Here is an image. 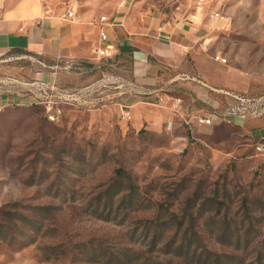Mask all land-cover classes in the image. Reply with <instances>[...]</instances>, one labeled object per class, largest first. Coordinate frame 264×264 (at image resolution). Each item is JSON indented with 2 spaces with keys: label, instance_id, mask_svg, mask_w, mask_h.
Instances as JSON below:
<instances>
[{
  "label": "rangeland",
  "instance_id": "rangeland-1",
  "mask_svg": "<svg viewBox=\"0 0 264 264\" xmlns=\"http://www.w3.org/2000/svg\"><path fill=\"white\" fill-rule=\"evenodd\" d=\"M22 1L92 24L156 17L202 70L225 62L211 89L194 82L203 101L177 80L147 98L154 122L133 124L117 105L133 93L131 51L0 56V99L13 101L0 110V264H264V0ZM187 102L184 119L166 111Z\"/></svg>",
  "mask_w": 264,
  "mask_h": 264
},
{
  "label": "crops",
  "instance_id": "crops-1",
  "mask_svg": "<svg viewBox=\"0 0 264 264\" xmlns=\"http://www.w3.org/2000/svg\"><path fill=\"white\" fill-rule=\"evenodd\" d=\"M62 14L55 16L42 11L27 1L13 2L0 0V56L10 52H25L49 58L54 61L87 58L100 60L110 58L118 52L120 47H129L131 51V81L133 93L125 98L126 104H117L120 109L125 107L133 124L154 122L150 106H157L147 98L160 95L165 87L177 80L183 86H188L193 96L200 101L206 96V89H211L210 71L216 69V58L203 59L208 71L201 68V59L195 52V45L191 41L180 40L175 28L169 23H161L159 18L141 19L135 24L130 23L132 15L127 13H112L106 17L111 26L84 21V14H79L73 21L62 19ZM131 16V17H130ZM100 17V18H101ZM98 28L96 35L94 28ZM107 36L102 41L101 34ZM114 43V44H113ZM108 57H100L96 51L106 46ZM120 52V51H119ZM94 56V57H92ZM189 60V61H188ZM191 63L192 72L183 73L182 64ZM168 65L182 78L175 76L165 80L160 71ZM191 102L178 106L176 103L166 106V111H176L184 119ZM187 107V108H186ZM186 120V119H185ZM255 140L264 139V116L257 120Z\"/></svg>",
  "mask_w": 264,
  "mask_h": 264
},
{
  "label": "built area",
  "instance_id": "built-area-1",
  "mask_svg": "<svg viewBox=\"0 0 264 264\" xmlns=\"http://www.w3.org/2000/svg\"><path fill=\"white\" fill-rule=\"evenodd\" d=\"M76 18V15L75 13L72 11V10H68L66 13H63L62 15V19L66 20V21H73L74 19ZM100 21L106 25H109L111 26V23L109 22V20L106 18V17H101L100 18ZM101 39L102 41H107V36L102 33L101 34ZM109 49H112V46L108 45L106 46L105 49L103 50H97L96 53L100 56V57H108L109 56V53H108V50ZM217 60H219L220 62L224 63L225 60L224 59H218L216 57ZM11 101L8 99V98H5V99H0V110L2 107H5V106H8L10 104L13 103H10ZM61 113L60 110L56 109L53 113L49 114L48 115V118L50 121H55L56 118L58 117V115ZM213 118L210 117V118H207V119H200L199 120V123L200 124H204V125H210L211 122H212ZM257 149L258 151H264V143L263 142H260L258 145H257Z\"/></svg>",
  "mask_w": 264,
  "mask_h": 264
},
{
  "label": "trees",
  "instance_id": "trees-1",
  "mask_svg": "<svg viewBox=\"0 0 264 264\" xmlns=\"http://www.w3.org/2000/svg\"><path fill=\"white\" fill-rule=\"evenodd\" d=\"M119 51L123 53L124 51H132V49L129 47H119Z\"/></svg>",
  "mask_w": 264,
  "mask_h": 264
}]
</instances>
